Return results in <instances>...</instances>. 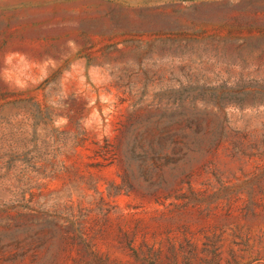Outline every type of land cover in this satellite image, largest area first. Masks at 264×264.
<instances>
[{
	"label": "rangeland",
	"instance_id": "obj_1",
	"mask_svg": "<svg viewBox=\"0 0 264 264\" xmlns=\"http://www.w3.org/2000/svg\"><path fill=\"white\" fill-rule=\"evenodd\" d=\"M0 264H264V0H0Z\"/></svg>",
	"mask_w": 264,
	"mask_h": 264
}]
</instances>
